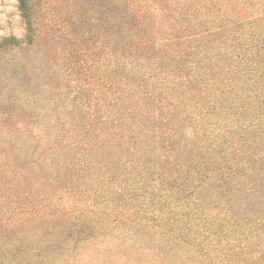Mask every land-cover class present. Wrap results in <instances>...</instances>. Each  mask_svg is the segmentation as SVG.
<instances>
[{
	"label": "rangeland",
	"instance_id": "1",
	"mask_svg": "<svg viewBox=\"0 0 264 264\" xmlns=\"http://www.w3.org/2000/svg\"><path fill=\"white\" fill-rule=\"evenodd\" d=\"M29 2L30 46L19 0H0V42L19 41L16 49L0 43V264H249L260 256L264 170L249 182L262 186L254 191L175 193V170L183 172L189 151L184 127L158 107L165 97L152 77L136 78L137 90L146 94L139 125L149 137L137 154L146 169L134 178L123 166L127 156L110 150L99 117L108 112L101 96L110 97L115 52L140 57L142 42L173 37L168 24L182 29L184 20L213 33L220 22L209 20L221 14L240 18L242 31L262 38L264 0ZM225 29L238 35L233 24ZM143 56L150 61L157 52L148 48ZM156 62L144 64L146 74L172 68ZM169 73L173 78L175 71ZM202 136L214 140L207 131ZM175 145L184 150L175 155ZM252 146L241 150L251 154ZM178 159L186 164L176 165ZM130 179L139 183L136 191L126 186ZM194 195L214 208L205 210L210 222L177 237L182 221L175 222V198L188 204Z\"/></svg>",
	"mask_w": 264,
	"mask_h": 264
},
{
	"label": "trees",
	"instance_id": "2",
	"mask_svg": "<svg viewBox=\"0 0 264 264\" xmlns=\"http://www.w3.org/2000/svg\"><path fill=\"white\" fill-rule=\"evenodd\" d=\"M19 9L26 24V44L30 46L35 35L32 5L29 0H19ZM215 20L220 24L213 33L208 27L199 30L195 23L185 20L182 29L180 24L176 28L168 24L170 30L167 32L174 36L161 38L149 46L142 42V54L137 58L129 59L115 52L110 97L106 100L103 92L101 96L108 112L99 118L108 130L106 135L110 150L120 158L127 156L123 166L132 178L137 175V169H146L145 162L140 166L137 154L142 149L141 145L148 143L149 137L139 125L143 118L141 100L146 94L137 90L139 84L136 78L143 81L152 77L165 97L158 107L166 110L169 120L175 118L176 126L184 127L182 138L189 151L183 172L175 170V193L201 192L210 187L213 192L231 195L232 192H249L262 187L249 182L260 170H264V36L261 38L254 31H242L244 23L240 18L232 20L221 14L209 21ZM229 24L239 29L234 30L238 35L225 33ZM192 34L193 37L189 36ZM186 38L189 40L182 41ZM0 43L10 49L19 47L15 38H4ZM173 47L178 49L175 55L170 53ZM148 48L155 49L156 58L172 68H167V72L157 68V73L146 74L144 64L151 65L152 61H157V64L159 61L154 57L149 61L143 56V51ZM150 71L153 69L147 73ZM170 71H175L173 78L169 76ZM153 116H157L156 113ZM205 131L214 140L204 139L202 135ZM143 133L145 136L141 137ZM73 139V136L68 137L67 142H73ZM251 142V154L241 150L243 144ZM195 148H204L207 154L200 156V151L194 152ZM183 150L175 145V155ZM182 163L185 162L176 160V165ZM126 186L136 191L139 183L130 179L126 181ZM190 198L194 199H190L188 204L175 198V211L180 209L175 212V222L182 221L177 237L187 236L193 224L197 223L203 229L210 222L205 210L212 211L214 208L203 203L199 195ZM185 207L189 208L185 210ZM223 214L225 217L226 214ZM198 232L202 235L200 237L206 236L204 232ZM199 251L204 250L201 248ZM205 254L209 256L208 252ZM249 264H264V249L260 256L251 258Z\"/></svg>",
	"mask_w": 264,
	"mask_h": 264
}]
</instances>
